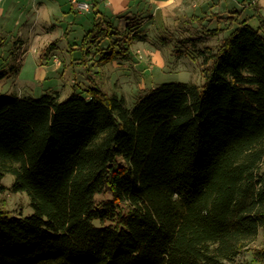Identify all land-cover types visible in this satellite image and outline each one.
<instances>
[{
  "label": "trees",
  "instance_id": "16d2710c",
  "mask_svg": "<svg viewBox=\"0 0 264 264\" xmlns=\"http://www.w3.org/2000/svg\"><path fill=\"white\" fill-rule=\"evenodd\" d=\"M255 17L195 51L200 84H161L133 108L90 68L89 85L64 99L0 96V178L13 176L10 190L34 210L0 208V264H228L264 238V19ZM127 21L122 30L95 19L83 54L106 42L99 66L131 58L141 31Z\"/></svg>",
  "mask_w": 264,
  "mask_h": 264
},
{
  "label": "rangeland",
  "instance_id": "374dc122",
  "mask_svg": "<svg viewBox=\"0 0 264 264\" xmlns=\"http://www.w3.org/2000/svg\"><path fill=\"white\" fill-rule=\"evenodd\" d=\"M153 1L155 3L150 5L144 14L145 19L148 18V20L142 29L139 28L142 37L132 47V57L111 69L114 77L109 83V89L125 96L129 108L134 107L139 96L161 84L177 82L200 84L201 59L195 51L204 45L216 46L221 39L228 36L229 26L233 22H235L233 28L236 23L243 20L257 26L258 21L255 15L264 19V0H249L247 2L245 0ZM158 5L166 6V8L158 13V17H154L152 15L156 12ZM0 6L6 9L5 19L0 24V36H3L0 37V45H5L6 48V51L5 48L0 51L1 72L8 70L5 68L7 61L9 65L13 61L11 40L12 36H16L21 28L16 25V21L20 20L24 8L17 5V0L4 1L0 3ZM232 12L237 13L233 14ZM192 15H196L199 20L192 25L184 24L183 20ZM88 16L91 18L90 14ZM216 28L224 29V31L218 37L202 38V30ZM187 36H190L191 39H188L190 42L183 43V37ZM180 52L182 55L179 57L178 53ZM25 54L26 50L17 53L15 60L18 61L14 65L15 68H20ZM27 62L30 64L25 68L24 75L29 76L33 73L34 67L31 58H28ZM71 79L72 75L67 72L66 79L63 81H71ZM64 83L61 82L59 85L61 93L65 94L70 88H74L73 85H64ZM22 88L10 80H5L0 83V96L20 92L23 90ZM49 90L50 88L46 84L36 86L32 97H40ZM61 93H59L60 96ZM262 169L264 170V163ZM13 182L14 178L11 175H6L3 179L0 178V186L5 188L0 191V208H4L17 217L32 215L34 210L30 198L26 193H13L10 190ZM106 198H109L108 194L98 196V200ZM263 248L264 238L260 234L259 238L247 250L228 264H264Z\"/></svg>",
  "mask_w": 264,
  "mask_h": 264
},
{
  "label": "crops",
  "instance_id": "0c3cea01",
  "mask_svg": "<svg viewBox=\"0 0 264 264\" xmlns=\"http://www.w3.org/2000/svg\"><path fill=\"white\" fill-rule=\"evenodd\" d=\"M4 1L7 0H0V3ZM80 3H88L91 7L90 10L80 9ZM153 3H155L153 0H17V5L23 6L24 11L20 15V20L16 21V25L21 28L17 35L12 36L13 39L11 38L13 61L11 65L8 61L6 62L5 68L8 70L5 71L8 76L3 81L10 80L19 88L23 87L22 91H17L14 94L20 97H32L36 86L45 84L50 88L47 92L61 93L59 85L66 81L63 80L66 79L67 72H69L72 79L71 81L67 80L64 85H73L74 88H70L65 94L61 93V99H64L74 90L89 85L86 68H90L91 74H103L108 92L119 94L109 89V83L114 77L111 69L128 59L116 60L99 66L96 64L99 54L96 52L105 48L106 42L92 47L90 56L83 54V51L86 52V50H82L81 43L85 34L92 29L95 19L125 30L129 22L127 20L136 18L139 28L142 29L148 20V18L145 19L144 14ZM156 8V12L151 14L154 17H158V13L164 11L166 6L158 5ZM5 14L6 9L0 6V24L5 19ZM89 14L91 18L88 16ZM128 34L132 36V33ZM140 39H136L132 47ZM51 45H53L52 50L47 52L46 48ZM4 48L5 45L1 44L0 51ZM21 50H26V54L20 68H15L14 65L18 61L15 59ZM28 58H31L34 67L33 73L29 76L24 75L25 68L30 64L27 62ZM57 60L60 63H57ZM17 70L19 72H16Z\"/></svg>",
  "mask_w": 264,
  "mask_h": 264
},
{
  "label": "built area",
  "instance_id": "2783aa9c",
  "mask_svg": "<svg viewBox=\"0 0 264 264\" xmlns=\"http://www.w3.org/2000/svg\"><path fill=\"white\" fill-rule=\"evenodd\" d=\"M79 7H80V9H82L84 11L90 10V5L88 3H80ZM57 63H60V62L57 60Z\"/></svg>",
  "mask_w": 264,
  "mask_h": 264
}]
</instances>
